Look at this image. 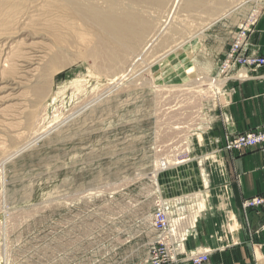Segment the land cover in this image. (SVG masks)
<instances>
[{
    "label": "rangeland",
    "instance_id": "rangeland-1",
    "mask_svg": "<svg viewBox=\"0 0 264 264\" xmlns=\"http://www.w3.org/2000/svg\"><path fill=\"white\" fill-rule=\"evenodd\" d=\"M263 6L0 0V264H145L157 197L187 215L218 199V151L205 149L213 144L209 76L226 38ZM110 10L143 22L151 42L98 44L103 33L81 11ZM72 19L90 30L88 44L63 25ZM59 31L67 45L51 64ZM97 46L109 54L95 55ZM162 158L168 167L158 179ZM184 164L198 182L175 194L166 171Z\"/></svg>",
    "mask_w": 264,
    "mask_h": 264
},
{
    "label": "crops",
    "instance_id": "crops-1",
    "mask_svg": "<svg viewBox=\"0 0 264 264\" xmlns=\"http://www.w3.org/2000/svg\"><path fill=\"white\" fill-rule=\"evenodd\" d=\"M230 38H226L220 57ZM248 42L250 50L264 56V6L248 33ZM240 73L244 77L229 82V90L220 96L224 105L211 116L212 128L206 134L213 144L206 150L223 145L225 132H244L264 124V65L241 68ZM217 155L220 172L212 182L221 184L223 193L218 199L208 200L201 210L189 213L181 256L207 250L209 258L202 264H264V210L251 208L244 213L241 209L244 199L264 194V146L239 153L222 150ZM195 177L191 183L194 187L198 182ZM184 179L181 172L174 182L179 180L184 185ZM177 187L173 185L170 190L181 193ZM185 264L191 263L186 260Z\"/></svg>",
    "mask_w": 264,
    "mask_h": 264
},
{
    "label": "built area",
    "instance_id": "built-area-1",
    "mask_svg": "<svg viewBox=\"0 0 264 264\" xmlns=\"http://www.w3.org/2000/svg\"><path fill=\"white\" fill-rule=\"evenodd\" d=\"M255 21L256 18L238 28L219 59L216 73L209 76L211 82L217 83V86L207 93L208 97L214 96L213 103L207 110L210 113V118L206 121L207 129L211 130L212 128L211 116L216 107L224 105L221 101V93L229 90L228 84L232 79L244 77L240 73L241 68H255L264 65V56H260L249 49L248 33ZM205 86L207 87V85ZM260 146H264V124L244 132H225L223 145L215 147V150L239 153ZM161 160L162 167H165V162L168 161L165 158ZM157 198L151 213V227L156 232V236L149 247L145 264H185L186 260L191 264H202L207 261L209 258L207 250L192 251L189 255L181 256L184 253V241L186 239L185 223L182 220L187 214L183 213L184 211L176 201ZM251 208L264 210V194L252 196L242 201L241 209L244 213Z\"/></svg>",
    "mask_w": 264,
    "mask_h": 264
},
{
    "label": "bare ground",
    "instance_id": "bare-ground-1",
    "mask_svg": "<svg viewBox=\"0 0 264 264\" xmlns=\"http://www.w3.org/2000/svg\"><path fill=\"white\" fill-rule=\"evenodd\" d=\"M96 11H89V12H83V11H81V13H83L85 15L81 14L80 16L85 20V22H88L90 24V29L91 30H92L91 26H93L94 28L99 29V31H101L100 33H103L102 37H100V36H99L100 38L97 37V43L98 44H100V42H102V45H103V43H108V42L119 43V44H124L126 42H129V43L134 42V43L138 44V46H139V45H142V43H144V44L147 43L148 44V42H151V40L153 39L152 38L153 34H151V33H149L147 31L146 27L142 24L143 22L140 23L141 21H137L136 19H134L132 17H129L126 14H121V13H118V12H113L112 10H110L112 12H96ZM71 17H73V16H71ZM82 22L84 23V21H82ZM89 24H83V25H86L87 26ZM63 25L65 27H67L68 29L71 30V32L73 33L72 36H74L79 41V43L85 45V44H88L91 41L92 34L89 33L90 30L89 31L87 29L79 30V29H81L83 27L76 28L75 27L74 19H72L69 22L63 23ZM81 26H82V24H81ZM56 34H57V32H56ZM53 35H55V34H53ZM65 36H66V34L60 33V31H59V34H57L55 36V40L59 44V46H58V52L57 53L54 52L55 54H53L52 56H50L51 58L49 59V63H51L52 61L54 63V60H56V59L59 58L58 57L59 56L58 54H60V52H62L63 49H64V47H62V46H64L63 43H65V38H64ZM93 37H94V35H93ZM106 49L107 48L105 47V49L102 50L101 48H99L97 46L95 48V50H94V52H95L94 54L100 56L101 54H104L103 52H106V54H105V57H106V55L109 54ZM115 55H117V54H115ZM39 58H37L35 60H39ZM113 58H112V60H113ZM114 60H115V58H114ZM28 63H30V62H28ZM35 63H36V61H35ZM46 66H47V64H46ZM33 71H34V69H31L30 70V73H29V71L27 72V75H28L29 80H30V78L31 79L33 78L32 76H35L34 74H32ZM36 78L38 79V77H36ZM209 84H213V88L214 89L217 86V83H212L211 80H210V83ZM33 93H34V95L37 98V97H40L42 95L43 90H41L38 86H35L33 88ZM162 164L163 163H161V165H160V170H159L160 172L158 171L159 173H157V178L158 179H161L162 177L165 176V175H162L163 174V170H165L166 167H168L167 164L165 165V167H162ZM191 165H193V164H191ZM191 165H190V168H191ZM189 170H190L189 169V164H184V165L176 166V167H174V168L169 169V170L166 171L167 174L170 176V181H172L173 185L174 186L175 185L176 186L178 185L177 190H180L182 192H187V191L189 192L190 187H194L193 185L191 186V183L194 184V181L193 180L194 179L196 180V177L195 176L197 175L196 174L197 172L196 173H194V172H191L190 173ZM181 172H183L185 175L187 174L186 175V178L187 179L185 178L183 180V182H186V183H184V185H183V184H181V182L179 183V180H178V183L175 184L176 183V180L174 182V178L176 176L178 177L181 174ZM161 175H162V177H161ZM195 191H196V188H195V190H192L190 192L196 193L197 191L196 192ZM200 204H201V202H200ZM200 206H202V205H199V207ZM188 216H189V214L182 220L183 223H185L187 221ZM175 221H177V220H175Z\"/></svg>",
    "mask_w": 264,
    "mask_h": 264
}]
</instances>
